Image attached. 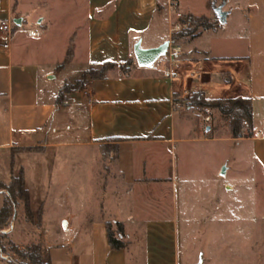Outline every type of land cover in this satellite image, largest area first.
<instances>
[{
    "label": "crops",
    "instance_id": "0c3cea01",
    "mask_svg": "<svg viewBox=\"0 0 264 264\" xmlns=\"http://www.w3.org/2000/svg\"><path fill=\"white\" fill-rule=\"evenodd\" d=\"M220 6L224 24L171 43L181 18L217 21ZM0 21L16 31L8 50L0 47V183L22 172L50 264H183L182 237L190 244L195 225L210 221L194 212L191 181L180 176L199 143H235V165L245 164L252 190L264 191V0H0ZM28 22L37 25L28 29L37 42ZM51 39L62 45L56 55L41 47ZM165 42L180 54L137 66L136 44ZM69 47V62L57 69ZM129 59L126 72L86 75ZM81 80L57 102L64 86ZM193 92L250 100V135L233 139L227 127L205 123L208 114L185 106ZM220 168L225 176L229 164ZM107 224L122 249L109 246ZM30 231L21 221L10 238L25 246ZM0 264L9 262L0 256Z\"/></svg>",
    "mask_w": 264,
    "mask_h": 264
},
{
    "label": "rangeland",
    "instance_id": "374dc122",
    "mask_svg": "<svg viewBox=\"0 0 264 264\" xmlns=\"http://www.w3.org/2000/svg\"><path fill=\"white\" fill-rule=\"evenodd\" d=\"M30 28L38 29L35 23H26L24 29ZM65 30L69 31L63 29V32ZM149 36L151 41L156 34ZM34 40L37 42L38 38L35 37ZM41 47L42 50H52L56 55L62 45L59 39H51L50 44L47 40L45 45L42 42ZM194 93L196 92L184 97L187 104L190 103L189 96ZM190 109L197 116L203 115L199 108ZM205 114L210 116L209 124L219 128L227 127L226 119L216 110H209ZM222 138L199 143L195 146L194 155L190 160L181 162L180 165V176L191 181L188 192L194 203V212L197 215L203 213V218H210L206 224L195 225V229L190 232V244L182 237L181 243L186 251L182 263L264 264V191L258 193L252 190L247 167L245 164L234 163L238 152L237 145ZM223 162L229 164V171L225 176L221 175L222 168L219 169ZM227 187L234 189L228 191ZM4 193V202L10 209V216L0 230V256L7 259L9 264H22L23 260L13 248L15 246L16 250L22 252L26 246L39 243L38 226L36 221L26 220L21 202L14 204L7 192ZM215 199L218 200L219 207ZM21 221L27 222L30 227L31 242L20 247L12 242L10 235ZM17 232L19 229H16L15 234Z\"/></svg>",
    "mask_w": 264,
    "mask_h": 264
},
{
    "label": "trees",
    "instance_id": "16d2710c",
    "mask_svg": "<svg viewBox=\"0 0 264 264\" xmlns=\"http://www.w3.org/2000/svg\"><path fill=\"white\" fill-rule=\"evenodd\" d=\"M179 23L183 28L172 34L171 43L175 44L181 39L191 40L198 36L204 31H214L219 27L217 21H212L206 17H194L192 15L184 16L179 20ZM72 55V49L69 47L67 50L65 59L63 63L57 68L60 69L66 63L69 62ZM134 60L129 59L125 63L115 64V63H104L102 65L91 66L87 70L86 75L92 79L104 78L105 74L112 69H120L123 72L128 71V69L133 65ZM83 80L76 83V86L66 85L60 92L57 102H63L65 100V93L69 90L77 88ZM190 103L185 105L186 107H195L203 111V114L207 110H216L222 117L227 121V128L229 129L231 138L238 139L242 137H247L250 135L251 123H252V112L250 100L244 98H234V99H215L206 100L202 93L196 92L189 96ZM188 101V102H189ZM243 122H247L249 129L245 132L243 131ZM32 149H23L21 151H31ZM0 190L7 192L9 198L14 202V204L22 203L25 218L28 222L36 221V225H40L41 214L38 213L36 216L30 210L29 195L25 185V181L22 172L17 177H12L8 185H2L0 183ZM10 216V209L3 203L0 209V230L6 224ZM117 233H122L121 225L117 224ZM107 237L108 243L111 249L120 250L124 247V244L115 239L113 233L110 230V224H107ZM13 251L23 260L22 264H50L48 260L43 258L44 250L41 243L30 244L25 247L21 252L16 250L15 246Z\"/></svg>",
    "mask_w": 264,
    "mask_h": 264
},
{
    "label": "water",
    "instance_id": "95a60500",
    "mask_svg": "<svg viewBox=\"0 0 264 264\" xmlns=\"http://www.w3.org/2000/svg\"><path fill=\"white\" fill-rule=\"evenodd\" d=\"M221 6L214 8V13L219 24H224L226 19V13L222 12ZM168 51V43L165 42L160 46L152 49H142L139 44H136L133 48V56L137 66L143 68L152 65L159 58L165 56ZM209 128H206L208 131ZM224 174V169L221 170V175Z\"/></svg>",
    "mask_w": 264,
    "mask_h": 264
},
{
    "label": "built area",
    "instance_id": "2783aa9c",
    "mask_svg": "<svg viewBox=\"0 0 264 264\" xmlns=\"http://www.w3.org/2000/svg\"><path fill=\"white\" fill-rule=\"evenodd\" d=\"M171 8H175V6H171ZM25 32L32 37H35L37 35V33L33 30H25ZM16 31L13 27V24L11 22L8 21H0V34L3 36L2 42L0 44L1 49L3 50H8L10 43L15 35ZM167 53L171 54V55H179L180 54V49L178 47H172V48H168ZM165 77H171V73L169 71H166L164 73ZM84 88H86V85H83ZM186 96V94H184V97ZM209 110L206 111V113H208ZM203 121L205 123H209L210 122V117L209 115H206L205 117H203ZM262 126H264V120L261 121ZM249 129V125L247 122H243V130H247ZM12 226V225H11Z\"/></svg>",
    "mask_w": 264,
    "mask_h": 264
}]
</instances>
